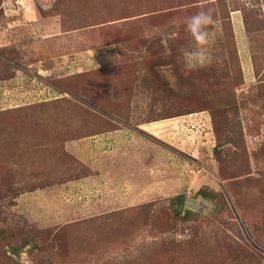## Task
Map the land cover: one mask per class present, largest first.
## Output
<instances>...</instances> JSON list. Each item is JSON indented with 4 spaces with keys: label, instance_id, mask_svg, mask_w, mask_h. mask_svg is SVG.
Returning a JSON list of instances; mask_svg holds the SVG:
<instances>
[{
    "label": "rangeland",
    "instance_id": "1",
    "mask_svg": "<svg viewBox=\"0 0 264 264\" xmlns=\"http://www.w3.org/2000/svg\"><path fill=\"white\" fill-rule=\"evenodd\" d=\"M0 264H264V0H0Z\"/></svg>",
    "mask_w": 264,
    "mask_h": 264
},
{
    "label": "clouds",
    "instance_id": "2",
    "mask_svg": "<svg viewBox=\"0 0 264 264\" xmlns=\"http://www.w3.org/2000/svg\"><path fill=\"white\" fill-rule=\"evenodd\" d=\"M215 23L211 9H200L183 19L184 30L192 41L191 47L181 50L182 70L186 74L201 70L213 62L210 27Z\"/></svg>",
    "mask_w": 264,
    "mask_h": 264
},
{
    "label": "crops",
    "instance_id": "3",
    "mask_svg": "<svg viewBox=\"0 0 264 264\" xmlns=\"http://www.w3.org/2000/svg\"><path fill=\"white\" fill-rule=\"evenodd\" d=\"M181 120H183L182 122H185L187 119H184V118H180ZM180 119H177V121L175 120V122L176 123H178L179 121H180ZM179 120V121H178ZM188 122H191L190 120H188ZM180 128H182V127H180ZM138 130H140L141 129V127H138L137 128ZM123 130H125V131H127L126 132V134H125V136H124V140H122L121 142H120V151L125 155V158H126V163L125 164H127V165H124V167L125 168H127V167H129L128 168V171H127V173L124 175V179H122L120 182L122 183V184H124L123 186H128V187H130V186H132V188H133V186H134V188L135 189H137V190H131L132 192H136V191H141L142 190V184H141V180H140V178L138 177L139 175H140V173H137L136 171H131L130 170V167L133 165V164H135L134 162H133V160L132 159H130V158H128L127 157V155H129V153L131 152V153H133V151H131L132 149H133V146L134 145H136V141H135V137L133 136V137H131L130 135H137V131L136 130H133V129H130V128H128V127H122L121 129H118V131H115V132H123ZM128 133V134H127ZM111 136V135H110ZM114 138V137H113ZM112 139V136L110 137V139H108V140H111ZM174 139H176V137H174ZM131 142V143H130ZM128 144V145H127ZM110 145V144H109ZM109 145H106V146H109ZM128 153V154H127ZM157 154V153H156ZM123 155V156H124ZM132 160V161H131ZM120 162V166H122L123 164H124V162H125V160H123V158L119 161ZM119 182V183H120ZM83 182H81L80 184H76L77 186H76V188L78 189L79 188V190L78 191H80V192H82V191H84V190H89V189H93L94 187H97V186H99L100 187V190H102V192L104 193V191H106V190H108V191H111V187L110 188H108V186L106 187H104V186H101V185H97V183H95V184H92L93 186H90L89 184H87V186H85V184H82ZM85 187V188H84ZM83 188V189H82ZM131 188V189H132ZM152 189V188H151ZM91 190H90V192H91ZM134 194V193H133ZM136 195L134 194V197H135ZM103 199V198H102ZM101 199V200H102ZM132 199L133 198H122L121 200H123L122 202H132V203H130V204H133V201H132ZM104 200V199H103ZM120 200V201H121ZM125 203V204H126Z\"/></svg>",
    "mask_w": 264,
    "mask_h": 264
},
{
    "label": "trees",
    "instance_id": "4",
    "mask_svg": "<svg viewBox=\"0 0 264 264\" xmlns=\"http://www.w3.org/2000/svg\"><path fill=\"white\" fill-rule=\"evenodd\" d=\"M175 202L179 204L181 202V197H176ZM186 214H188V213H186Z\"/></svg>",
    "mask_w": 264,
    "mask_h": 264
},
{
    "label": "water",
    "instance_id": "5",
    "mask_svg": "<svg viewBox=\"0 0 264 264\" xmlns=\"http://www.w3.org/2000/svg\"><path fill=\"white\" fill-rule=\"evenodd\" d=\"M185 207H188V203H187V201L184 202V208H185Z\"/></svg>",
    "mask_w": 264,
    "mask_h": 264
}]
</instances>
